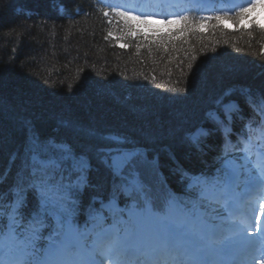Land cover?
<instances>
[{
  "label": "snow or ice",
  "instance_id": "6c2138e0",
  "mask_svg": "<svg viewBox=\"0 0 264 264\" xmlns=\"http://www.w3.org/2000/svg\"><path fill=\"white\" fill-rule=\"evenodd\" d=\"M260 3L264 0L242 8L239 20ZM172 6L168 0H123L108 3L102 15L123 37H152L162 44L165 35L181 39L193 29L204 32L208 21L222 24L226 18L197 22L190 18L191 8L183 14L163 12ZM4 7L11 8V0ZM154 23L183 27L164 33ZM188 71L194 75L191 64ZM183 81L168 91L186 94L187 78ZM201 119L184 142L202 167L176 163L166 169L176 162L175 154L162 149V158L133 134L89 130L78 134L86 139L77 147L18 117L23 149L0 168V264H213V256L220 258L216 264H226L223 257L252 241L225 229L215 206L227 205L242 179L264 197V144L253 141L248 127L264 133V89H246L239 98L225 90ZM209 152L218 161L215 172L207 170ZM169 177H175V185ZM256 211L264 216V206ZM259 243L264 250V235Z\"/></svg>",
  "mask_w": 264,
  "mask_h": 264
},
{
  "label": "trees",
  "instance_id": "16d2710c",
  "mask_svg": "<svg viewBox=\"0 0 264 264\" xmlns=\"http://www.w3.org/2000/svg\"><path fill=\"white\" fill-rule=\"evenodd\" d=\"M8 3L0 0V168L23 149L18 117L77 147L86 139L79 133L96 130L133 134L157 153L179 143L225 90L264 89L258 25L231 30L212 20L204 32L165 35L162 44L123 37L115 22L109 27L102 15L108 9L97 0ZM239 16L230 19L238 25ZM153 27L167 33L183 25ZM121 42L129 47L121 49ZM184 77L186 94L168 91Z\"/></svg>",
  "mask_w": 264,
  "mask_h": 264
},
{
  "label": "rangeland",
  "instance_id": "374dc122",
  "mask_svg": "<svg viewBox=\"0 0 264 264\" xmlns=\"http://www.w3.org/2000/svg\"><path fill=\"white\" fill-rule=\"evenodd\" d=\"M250 20H254L256 23L259 22V24H263L264 25V4L260 5L259 7H257L256 11H254V13H252L251 17L248 18V20H246L245 22H243V24L241 25L245 30H250ZM227 26H231V23H227Z\"/></svg>",
  "mask_w": 264,
  "mask_h": 264
}]
</instances>
